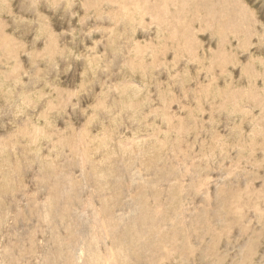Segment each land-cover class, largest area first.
<instances>
[{
	"label": "rangeland",
	"instance_id": "374dc122",
	"mask_svg": "<svg viewBox=\"0 0 264 264\" xmlns=\"http://www.w3.org/2000/svg\"><path fill=\"white\" fill-rule=\"evenodd\" d=\"M0 264H264V0H0Z\"/></svg>",
	"mask_w": 264,
	"mask_h": 264
}]
</instances>
